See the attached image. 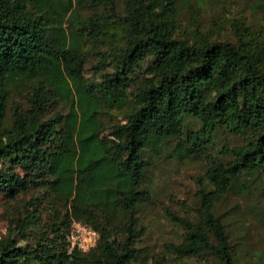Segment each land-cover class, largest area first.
Wrapping results in <instances>:
<instances>
[{
	"label": "trees",
	"instance_id": "1",
	"mask_svg": "<svg viewBox=\"0 0 264 264\" xmlns=\"http://www.w3.org/2000/svg\"><path fill=\"white\" fill-rule=\"evenodd\" d=\"M125 2L119 27L103 32L117 43L97 52L102 81L92 84L80 59L90 27L66 18L73 0H0V196L7 203L27 200L32 209L14 218L0 242V264L138 261L134 245L144 231L137 229L136 214L152 203L142 189L144 153L175 141L179 158L195 157L220 128L243 143L227 161L210 158L200 222L171 215L185 238L165 249L177 258L209 252L220 264H234L224 227L211 211L234 181L264 168V18L258 30L244 17L231 20L235 40L223 41L216 37V22L208 28L193 16L183 25L174 0ZM89 4L112 8L113 0ZM259 7L264 10V0ZM147 58L148 76L132 85ZM23 81L29 86L25 102L9 106L10 86ZM103 106L130 108L110 138L101 135ZM187 118L200 129L187 130ZM45 205L55 215L48 226L41 218ZM73 222L98 234L88 252L68 253ZM19 240L27 243L20 246Z\"/></svg>",
	"mask_w": 264,
	"mask_h": 264
},
{
	"label": "rangeland",
	"instance_id": "2",
	"mask_svg": "<svg viewBox=\"0 0 264 264\" xmlns=\"http://www.w3.org/2000/svg\"><path fill=\"white\" fill-rule=\"evenodd\" d=\"M181 10L183 25L189 24L190 17L197 16L202 25L210 28L213 22L222 27H216V37L220 40L234 41V31L231 20L246 18L250 28L258 30L264 18V10L259 7L263 0H174ZM91 0H73V11L67 19L74 25L85 22L86 28L81 41V57L84 67V77L87 83L99 84L102 79L97 71V52L110 51L117 43L115 38L109 40L103 32L118 28L126 13L125 0H113L112 8L104 4L91 7ZM95 21L97 26H89ZM105 22H114L105 25ZM117 31H115L116 33ZM90 33V35L88 34ZM119 39V38H117ZM152 58L140 64L133 76V84L147 77L146 70ZM111 68L100 73L110 72ZM133 89V88H132ZM29 86L19 82L10 86V105L23 104L28 95ZM132 106V103L129 104ZM101 121L104 124L103 137L110 138L112 128L116 123L123 122L129 107L110 108L103 106ZM110 108V109H109ZM60 112L67 108L59 105ZM187 130H199L201 125L193 118L185 120ZM240 136L220 128L214 135L213 142L195 157L181 159L175 149L178 143L170 141L161 150L150 147L144 153L147 163L142 189L148 190L152 197L151 204L140 205L136 214L137 229L144 235L137 240L134 248L139 250L140 259L133 264H220L215 255L203 252L198 256L177 258L166 251V244L178 245L185 238V230L171 219V215L199 224L201 218L202 196L210 189L205 173L210 165V158L220 157L223 161L231 159V150L241 146ZM1 166V163H0ZM27 200L7 203L0 196V242L8 238L13 220L22 217L24 210L32 211L26 204ZM212 215L222 224L231 247L234 264H264V168L256 174H245L234 181L223 198L213 204ZM42 222L48 226L55 220L54 212L45 205L41 213ZM124 221L119 217L117 222ZM31 238V237H30ZM122 239V237H120ZM211 241L213 236L210 235ZM26 240H19L18 245H24ZM32 243V242H30Z\"/></svg>",
	"mask_w": 264,
	"mask_h": 264
},
{
	"label": "built area",
	"instance_id": "3",
	"mask_svg": "<svg viewBox=\"0 0 264 264\" xmlns=\"http://www.w3.org/2000/svg\"><path fill=\"white\" fill-rule=\"evenodd\" d=\"M98 239V234L90 227L78 222H73L69 234L67 235L68 253L73 250L88 252Z\"/></svg>",
	"mask_w": 264,
	"mask_h": 264
}]
</instances>
